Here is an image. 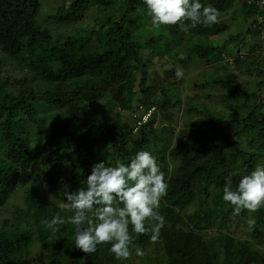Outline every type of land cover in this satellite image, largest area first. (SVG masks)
I'll use <instances>...</instances> for the list:
<instances>
[{"label": "trees", "instance_id": "trees-1", "mask_svg": "<svg viewBox=\"0 0 264 264\" xmlns=\"http://www.w3.org/2000/svg\"><path fill=\"white\" fill-rule=\"evenodd\" d=\"M50 1L0 0V215L18 191L24 204L0 226V264H26L33 242L36 264H264V206L233 215L234 206L223 200L229 177L235 190L264 166V79L249 89L233 74L211 78L210 86L222 90V110L187 102L176 132L177 87L150 74L152 56L166 57L175 77L176 65L186 63L182 55L210 65L231 56L230 43L243 45L244 33L261 36L260 0H199L218 9V22L187 33L179 25L149 27L144 0ZM238 15L249 21L244 33L230 32ZM88 17L91 27L84 25ZM233 64H242L240 58ZM243 65L245 74L264 77V55ZM141 150L155 157L168 185L156 209L166 221L158 241L129 224L143 257L132 248L127 260H118L110 243L90 255L76 249L75 212L65 193L86 189L94 164L128 165ZM57 215L64 223L54 232L45 221ZM88 217L98 222L94 211Z\"/></svg>", "mask_w": 264, "mask_h": 264}, {"label": "clouds", "instance_id": "clouds-1", "mask_svg": "<svg viewBox=\"0 0 264 264\" xmlns=\"http://www.w3.org/2000/svg\"><path fill=\"white\" fill-rule=\"evenodd\" d=\"M144 3L153 26L179 25L181 31L187 33L198 24L209 26L218 22V9L212 5L204 6L199 0H144ZM175 77L182 79L183 69L177 68ZM86 183V189L65 193L66 207L75 212L70 222L77 226L76 249L90 255L95 253L98 245L110 243V251L118 260H127L132 255V248L137 256L143 257L144 251L135 246L129 234V224L138 234L150 233L152 242L158 241L166 224L165 217L156 209L166 196L168 185L155 157L141 150L128 165L118 163L109 167L101 161L92 166ZM223 200L234 206L233 215H239L242 210L256 212L264 206V166H257L249 175L243 176L235 190L229 177L223 187ZM114 201L122 202L124 207H115ZM92 211L98 221L95 224L88 217ZM85 221L87 226L82 227ZM62 223L64 220L59 215L50 222L45 221L47 228L54 232L59 230L55 226ZM254 223L253 219L248 220L250 227Z\"/></svg>", "mask_w": 264, "mask_h": 264}, {"label": "rangeland", "instance_id": "rangeland-1", "mask_svg": "<svg viewBox=\"0 0 264 264\" xmlns=\"http://www.w3.org/2000/svg\"><path fill=\"white\" fill-rule=\"evenodd\" d=\"M44 1V0H43ZM54 0H51L50 2H53ZM43 4V2H42ZM230 3L222 5V10L229 7ZM43 11L47 10V7L43 6ZM41 10V12L43 13ZM233 12H236V10H232ZM238 14V13H237ZM229 19L227 16L225 17V20ZM233 22V21H232ZM85 26L88 23V27L92 26L91 19L88 17L85 22ZM235 24L230 25V32H245L249 21H244L241 17L235 16ZM146 24L151 27V21L147 20ZM232 24V23H231ZM252 24V22H251ZM253 28H256V26L252 25ZM260 35H257L253 37L249 33H244L241 36L240 40H243V45L239 41L237 44L230 43L228 45V48L230 49L231 56L224 57L220 61L213 63V64H203L201 62H198L195 60L192 54L182 55L181 59L185 60V64L176 65V68H181L184 71V77L182 79H176V77L172 76L168 70V68L171 66L169 60L166 57L159 58L156 55L151 57V61L154 64L153 67H151L150 74L154 75L155 82H162L165 84L171 83L175 84L177 87V94L179 97V100L181 101L180 109L178 107L177 110H175L174 114V128L176 132H179L182 128V120H180V115L182 113L183 107L186 106L187 102H192L195 105L197 103H203L206 104V107L208 109L212 110H222V99L220 97V94L222 90L220 87H211V83L208 81L211 78H215L219 76H225L226 74H233L236 78H233L234 82L237 84L244 85L245 88H257V82L261 81V79H264L263 76H259L254 74L252 77L244 73V63L245 61L250 60V56L253 55H264V45L263 47H256L255 44L264 41V30L261 29ZM227 36H223L219 40L222 41L226 39ZM218 41V39H217ZM216 43V41H215ZM150 58V57H149ZM235 58H240V61L242 64H239L236 66L233 64ZM163 64V67H160V64ZM222 65L227 66V69H224ZM237 67V68H236ZM204 82L206 85L204 87H195V84L197 82ZM259 99L264 104V91L259 92ZM160 99H157L156 101H159ZM157 120H162L161 116H157ZM190 119H188L186 124L190 125ZM162 127V124L158 123ZM163 125H166L164 123ZM174 138V137H172ZM175 139V138H174ZM22 191L16 192L13 196H11L8 206H6L5 209H3V213L0 215V226L4 225L7 226L12 220V214H13V208L14 207H24L23 199H22ZM5 223V224H2ZM231 233L245 238L249 239V234L246 233V231H241L239 228H232ZM38 244L36 242L32 243V248L30 251H28L26 264H36V255L38 253Z\"/></svg>", "mask_w": 264, "mask_h": 264}, {"label": "built area", "instance_id": "built-area-1", "mask_svg": "<svg viewBox=\"0 0 264 264\" xmlns=\"http://www.w3.org/2000/svg\"><path fill=\"white\" fill-rule=\"evenodd\" d=\"M258 7L260 9H264V0H260V2L258 4ZM151 112H152V110H150L147 114H145L144 116H142V118H141V122L142 123H145L146 122V120H147V118H148V116L150 115Z\"/></svg>", "mask_w": 264, "mask_h": 264}]
</instances>
